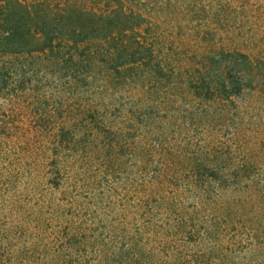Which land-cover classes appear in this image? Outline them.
<instances>
[{"label": "trees", "instance_id": "trees-1", "mask_svg": "<svg viewBox=\"0 0 264 264\" xmlns=\"http://www.w3.org/2000/svg\"><path fill=\"white\" fill-rule=\"evenodd\" d=\"M192 7L0 0V264H264L262 234L208 246L194 193L227 173L179 159L160 121L183 94L264 91V58L176 44Z\"/></svg>", "mask_w": 264, "mask_h": 264}, {"label": "rangeland", "instance_id": "rangeland-1", "mask_svg": "<svg viewBox=\"0 0 264 264\" xmlns=\"http://www.w3.org/2000/svg\"><path fill=\"white\" fill-rule=\"evenodd\" d=\"M193 1L189 21L171 30L176 44L237 48L264 58V0ZM202 102L183 94L176 112L167 111L174 117L163 111L168 118L160 121L179 159L209 154L227 173V187L211 184L203 198L199 188L194 193L195 200L206 199L210 206V232L202 236L210 248L227 251V244L245 234L264 235V91L249 89L231 100ZM149 128L141 127V133Z\"/></svg>", "mask_w": 264, "mask_h": 264}]
</instances>
